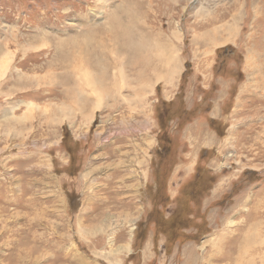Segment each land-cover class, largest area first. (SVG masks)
Returning <instances> with one entry per match:
<instances>
[{"label":"rangeland","instance_id":"obj_1","mask_svg":"<svg viewBox=\"0 0 264 264\" xmlns=\"http://www.w3.org/2000/svg\"><path fill=\"white\" fill-rule=\"evenodd\" d=\"M207 256L264 264V0H0V264Z\"/></svg>","mask_w":264,"mask_h":264},{"label":"bare ground","instance_id":"obj_2","mask_svg":"<svg viewBox=\"0 0 264 264\" xmlns=\"http://www.w3.org/2000/svg\"><path fill=\"white\" fill-rule=\"evenodd\" d=\"M124 27V26H123ZM117 29H118V31H120L113 39H114V42H115V44H116V46H117V43L119 42V48H124V47H126V40L127 39H129L128 38V36L126 35V34H123L124 32H123V29H121L120 28V26H117ZM130 40V39H129ZM117 41V42H116ZM101 43V42H100ZM102 44V43H101ZM84 45V44H83ZM83 47V46H82ZM100 47V46H99ZM115 55V54H114ZM3 61H4V59H3ZM2 61V62H3ZM1 62V63H2ZM2 72V71H1ZM86 81V80H85ZM89 82V80H87L86 81V83H88ZM90 84V83H89ZM94 87V86H93ZM82 92V91H81ZM84 92V91H83ZM77 98L78 99H80L81 98V94H80V92L79 93H77ZM82 99V98H81ZM80 99V100H81ZM100 98L98 97V95H97V100H99ZM97 105H100V104H97ZM66 115V114H65ZM67 117V116H66ZM251 229H255V228H251ZM263 237V236H262ZM263 239V238H262ZM260 243V242H259ZM126 248L128 249L129 247H128V245L126 246ZM212 249H216L214 246H213V248ZM209 253V252H208ZM211 257H212V255H211ZM214 257H215V255H214ZM211 261V260H210ZM209 264V263H208Z\"/></svg>","mask_w":264,"mask_h":264},{"label":"crops","instance_id":"obj_3","mask_svg":"<svg viewBox=\"0 0 264 264\" xmlns=\"http://www.w3.org/2000/svg\"><path fill=\"white\" fill-rule=\"evenodd\" d=\"M207 260H208V256L206 257L204 264H205V263L208 264V262H206ZM213 260L219 261L220 259H219L218 257H215V258H213ZM209 264H210V263H209Z\"/></svg>","mask_w":264,"mask_h":264},{"label":"trees","instance_id":"obj_4","mask_svg":"<svg viewBox=\"0 0 264 264\" xmlns=\"http://www.w3.org/2000/svg\"><path fill=\"white\" fill-rule=\"evenodd\" d=\"M225 49H223L222 51H224Z\"/></svg>","mask_w":264,"mask_h":264}]
</instances>
